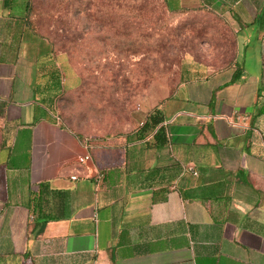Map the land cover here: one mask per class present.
<instances>
[{
  "label": "crops",
  "instance_id": "crops-1",
  "mask_svg": "<svg viewBox=\"0 0 264 264\" xmlns=\"http://www.w3.org/2000/svg\"><path fill=\"white\" fill-rule=\"evenodd\" d=\"M28 2L0 0V264H264V0H166L227 23L232 62L185 68L102 144L55 111L81 78Z\"/></svg>",
  "mask_w": 264,
  "mask_h": 264
},
{
  "label": "rangeland",
  "instance_id": "rangeland-1",
  "mask_svg": "<svg viewBox=\"0 0 264 264\" xmlns=\"http://www.w3.org/2000/svg\"><path fill=\"white\" fill-rule=\"evenodd\" d=\"M28 22L55 53L70 58L80 80L66 74L55 111L71 128L102 144L138 126L150 105L199 62H232L230 27L206 10L172 11L166 0H29Z\"/></svg>",
  "mask_w": 264,
  "mask_h": 264
},
{
  "label": "trees",
  "instance_id": "trees-1",
  "mask_svg": "<svg viewBox=\"0 0 264 264\" xmlns=\"http://www.w3.org/2000/svg\"><path fill=\"white\" fill-rule=\"evenodd\" d=\"M8 1H10V0H8ZM29 7H30V5H29V2H28V10H29ZM238 78H239L238 75L234 76V81H236ZM161 121H162V119L159 117V113H156L154 116H152L150 122H145L144 126L141 128V131L144 133V132L148 131L149 129L154 128L155 126L159 125ZM158 133H159V134H157L158 138H159V136H163L164 135L162 127L159 129ZM160 140L162 142V141L165 140V138L164 139L160 138Z\"/></svg>",
  "mask_w": 264,
  "mask_h": 264
},
{
  "label": "built area",
  "instance_id": "built-area-1",
  "mask_svg": "<svg viewBox=\"0 0 264 264\" xmlns=\"http://www.w3.org/2000/svg\"><path fill=\"white\" fill-rule=\"evenodd\" d=\"M141 125H143V123H141ZM91 159V155L90 154H86L84 156L79 157V162L82 164H85L87 161H89ZM76 177L73 176V179H75Z\"/></svg>",
  "mask_w": 264,
  "mask_h": 264
}]
</instances>
